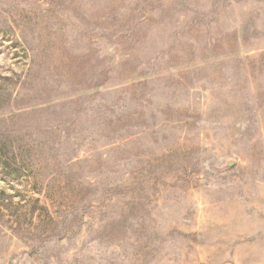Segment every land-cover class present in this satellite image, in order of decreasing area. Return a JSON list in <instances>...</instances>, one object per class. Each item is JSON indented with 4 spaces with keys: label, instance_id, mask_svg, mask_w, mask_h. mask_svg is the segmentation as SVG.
Wrapping results in <instances>:
<instances>
[{
    "label": "rangeland",
    "instance_id": "374dc122",
    "mask_svg": "<svg viewBox=\"0 0 264 264\" xmlns=\"http://www.w3.org/2000/svg\"><path fill=\"white\" fill-rule=\"evenodd\" d=\"M0 264H264V0H0Z\"/></svg>",
    "mask_w": 264,
    "mask_h": 264
}]
</instances>
